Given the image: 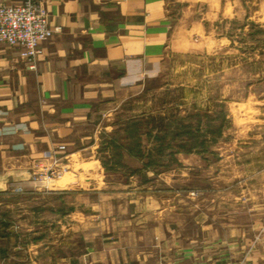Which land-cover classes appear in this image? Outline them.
<instances>
[{
    "label": "crops",
    "instance_id": "0c3cea01",
    "mask_svg": "<svg viewBox=\"0 0 264 264\" xmlns=\"http://www.w3.org/2000/svg\"><path fill=\"white\" fill-rule=\"evenodd\" d=\"M39 1L61 30L39 44L34 67L17 47L0 43V191L23 194L43 183L41 195L60 200L76 184L77 163L99 162L84 161L83 153L96 151L98 136L116 130L119 107L171 55L208 49L222 19L253 18L243 0ZM258 13L254 18L264 25V5ZM60 167L66 169L61 175ZM255 178L244 176L245 188L228 193L227 208L174 212L158 203L143 221L135 193L119 192V201L130 200L119 204V227L95 228H119L114 241L77 225L75 203L67 198L63 217L35 227L64 231L66 238L18 241L6 229L0 264H264V171Z\"/></svg>",
    "mask_w": 264,
    "mask_h": 264
},
{
    "label": "rangeland",
    "instance_id": "374dc122",
    "mask_svg": "<svg viewBox=\"0 0 264 264\" xmlns=\"http://www.w3.org/2000/svg\"><path fill=\"white\" fill-rule=\"evenodd\" d=\"M243 1L253 18L222 19L208 49L171 55L165 69L119 107L117 131L98 136V149L83 153L84 161L99 162L76 164V184L64 199L41 195L43 183L23 194L0 191V238L6 229L18 241L66 238L64 231L35 227L63 217L68 198L75 203L77 225L114 241L119 228H95L119 227V204L130 202L119 201V192L135 193L143 221L158 203L174 212L227 208L229 194L245 188L244 176L256 180L264 171V25L254 15L264 0ZM65 170L60 167L59 174Z\"/></svg>",
    "mask_w": 264,
    "mask_h": 264
},
{
    "label": "built area",
    "instance_id": "2783aa9c",
    "mask_svg": "<svg viewBox=\"0 0 264 264\" xmlns=\"http://www.w3.org/2000/svg\"><path fill=\"white\" fill-rule=\"evenodd\" d=\"M60 30L50 23L39 0L0 4V43L17 47L30 68L35 65L39 44Z\"/></svg>",
    "mask_w": 264,
    "mask_h": 264
}]
</instances>
